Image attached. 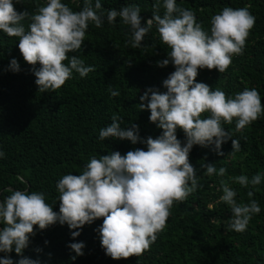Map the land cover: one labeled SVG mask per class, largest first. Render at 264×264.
Returning <instances> with one entry per match:
<instances>
[{"label":"trees","instance_id":"1","mask_svg":"<svg viewBox=\"0 0 264 264\" xmlns=\"http://www.w3.org/2000/svg\"><path fill=\"white\" fill-rule=\"evenodd\" d=\"M63 2L73 11L83 7V0ZM154 3L155 0H102L101 7L107 11L138 5L143 23L151 18ZM177 4L191 9L205 30L210 29L212 16L223 7L249 6L256 19L243 55H234L222 73L216 69L199 70L196 82L213 90L218 88L229 97L246 88H256L264 105V0H177ZM43 5L44 0H20L15 9L34 13ZM163 12L161 7L160 14ZM23 23L27 28L30 21ZM129 35L128 26L119 17L109 24L105 16L100 28L89 24L81 50L68 55L78 56L95 71L83 78L73 73L59 89L41 93L33 75L34 67L39 65L23 60L18 38L0 32V150L5 153L0 159V200L16 190L43 192L46 202L58 212L56 184L64 175L80 174L93 155L99 158L116 151L124 155L145 148L140 143L99 139V131L110 125L113 115L122 117V127L137 125L141 139H155L162 134L150 122V112L141 111L139 104L140 96L149 88L166 91L163 81L175 69L171 64L160 68L157 62L165 59L170 49L161 42L155 27L138 48L128 43ZM13 58L20 65L18 73L7 70ZM111 91L120 95L113 97ZM235 125V119L222 125L232 139L239 140L240 151L234 155L231 139L221 145L223 155H217L214 146H193L189 163L200 187L183 202H174L166 227L140 256L120 260L106 256L97 231L102 218L86 224L75 240L67 225L55 224L39 231L34 226L36 234L23 255L39 259L41 264H264V182L245 188L229 179L239 175L251 178L264 172V115L243 130L237 131ZM176 135L183 143V131L178 129ZM203 164H216L217 170L225 167L226 174L208 176ZM222 179L237 192V201L247 203V193L252 191V199L261 207L242 233L229 228L231 211L220 200ZM75 242H83L85 247L84 255L73 261L75 253L68 245ZM37 248L41 249L39 253ZM3 255L0 253V257ZM8 255L14 262L21 258L15 252Z\"/></svg>","mask_w":264,"mask_h":264},{"label":"clouds","instance_id":"2","mask_svg":"<svg viewBox=\"0 0 264 264\" xmlns=\"http://www.w3.org/2000/svg\"><path fill=\"white\" fill-rule=\"evenodd\" d=\"M19 3L20 0H0V32L18 38L23 60L32 66L39 65L34 67L33 75L41 93L59 89L73 73L83 78L95 71L85 66L83 59L68 54L81 50L89 24L100 28L105 16L109 24L119 17L128 26V43L133 48L141 47L144 37L155 27L161 42L170 49L157 66L171 64L175 70L163 81L165 92L149 88L140 96L139 108L150 112V122L162 130L160 136L141 139L138 126L122 127L119 115H113L110 125L99 131L101 141L111 138L132 145L140 143L145 148L124 155L118 151L99 158L93 155L80 174L64 175L56 184L58 212L46 202L43 192L16 190L0 200V253L4 254L0 264H41L39 259L23 255L36 234L34 226L39 231L55 224L67 225L75 240L86 224L100 218L103 223L97 231L106 256L113 260L140 256L166 227L174 202H183L200 187L197 173L189 163L193 146H214L216 154L223 155L221 145L231 139L234 155L240 151L239 140L232 139L223 123L231 124L235 119L236 130L240 131L264 115L256 88H246L229 97L218 88L213 90L196 82L199 70L216 69L222 73L231 65L234 55H243L256 18L249 6H226L212 16L211 27L205 30L196 21L195 13L179 7L177 0H155L151 18L143 23L138 5L105 11L102 0H83V7L77 12L63 0H44L43 6L29 13L17 12L15 4ZM25 20L30 21L27 28ZM7 70H21L16 59L10 61ZM119 95L118 91H111V96ZM178 129L184 133L183 143L177 139ZM4 156L0 150V159ZM201 167L208 176L224 177L227 171L225 167L217 170L216 164ZM229 179L241 187H255L264 182V172L251 178L239 175ZM220 184V200L231 211L229 228L242 233L261 207L252 199V191L247 193L249 201L244 203L237 201V192L227 181L222 179ZM68 247L75 253L73 261L84 255L83 242ZM35 251L39 253L41 249ZM12 252L21 258L14 262L8 255Z\"/></svg>","mask_w":264,"mask_h":264}]
</instances>
